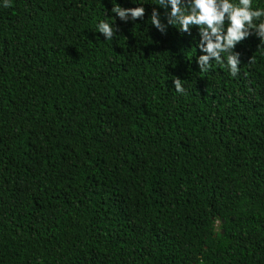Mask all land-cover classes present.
<instances>
[{"label": "trees", "instance_id": "1", "mask_svg": "<svg viewBox=\"0 0 264 264\" xmlns=\"http://www.w3.org/2000/svg\"><path fill=\"white\" fill-rule=\"evenodd\" d=\"M115 2L0 3V264H264V43L199 69Z\"/></svg>", "mask_w": 264, "mask_h": 264}, {"label": "clouds", "instance_id": "2", "mask_svg": "<svg viewBox=\"0 0 264 264\" xmlns=\"http://www.w3.org/2000/svg\"><path fill=\"white\" fill-rule=\"evenodd\" d=\"M136 5L122 7L115 2L110 12L121 21H136L143 18L144 3L129 0ZM7 6L9 0H0ZM152 7L148 18L150 24L161 34L167 26H174L180 32L189 33L196 26L199 39L196 47L201 54L196 56L199 69L206 70L211 60L227 67L229 75L236 76L240 64L239 53L234 51L235 45L254 34L264 43V7H253V0H158ZM163 9L164 21L161 20ZM112 17V16H111ZM99 20L95 31L102 34L104 40H111L116 27L112 22ZM174 91L182 93L184 88L181 79L172 80Z\"/></svg>", "mask_w": 264, "mask_h": 264}]
</instances>
